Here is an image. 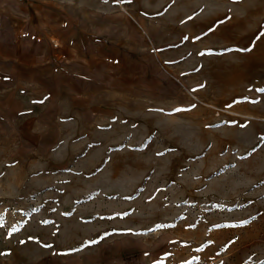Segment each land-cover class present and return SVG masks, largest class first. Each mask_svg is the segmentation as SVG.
I'll return each instance as SVG.
<instances>
[{
  "label": "rangeland",
  "instance_id": "374dc122",
  "mask_svg": "<svg viewBox=\"0 0 264 264\" xmlns=\"http://www.w3.org/2000/svg\"><path fill=\"white\" fill-rule=\"evenodd\" d=\"M0 264H264V0H0Z\"/></svg>",
  "mask_w": 264,
  "mask_h": 264
},
{
  "label": "crops",
  "instance_id": "0c3cea01",
  "mask_svg": "<svg viewBox=\"0 0 264 264\" xmlns=\"http://www.w3.org/2000/svg\"><path fill=\"white\" fill-rule=\"evenodd\" d=\"M82 95H83V94H82ZM82 95H81V96H82Z\"/></svg>",
  "mask_w": 264,
  "mask_h": 264
}]
</instances>
